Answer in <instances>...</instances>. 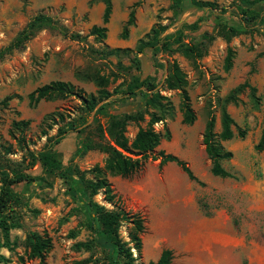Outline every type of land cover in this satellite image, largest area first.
Returning a JSON list of instances; mask_svg holds the SVG:
<instances>
[{"label": "rangeland", "instance_id": "374dc122", "mask_svg": "<svg viewBox=\"0 0 264 264\" xmlns=\"http://www.w3.org/2000/svg\"><path fill=\"white\" fill-rule=\"evenodd\" d=\"M199 1H209L213 8H185L174 0H110L104 23L100 0H0V100L6 98V105H0V161L40 176L11 188L16 197L12 215L19 226L8 231L13 248L0 246L6 258L0 264H20L18 256L24 261L21 264H39L27 258L24 238L29 230L50 237L44 264H72L90 254L71 246L92 235L86 227L91 221L86 196L74 172L92 177L88 170L102 167L105 153L96 148L84 150L82 141L94 127L103 129L111 115L142 114V119L126 121L128 141L139 127L146 126L148 112L156 110L140 96L144 84L128 93L129 87L143 79L168 105L164 118L152 125L160 134L154 152L163 150L183 159L199 182L189 179L173 162L158 168V160L148 158L128 175L106 173L113 199L105 201L99 191L93 200L143 216L138 260L144 263L155 259L156 250L169 249L168 264H264V142L261 149L255 148L264 115V3ZM235 7L248 11L242 16ZM37 13L48 16L52 26L36 30L18 47H11L14 37ZM239 22L247 25L246 32L228 40L219 34L222 24ZM153 24L166 25L164 34L173 37L181 28L183 42L197 45L201 55L184 56L173 44L155 54L148 48L135 54L137 39ZM92 25L105 27L104 36L90 34ZM228 51L231 64L226 69ZM171 62L185 74L183 89L195 115L191 124L181 120L180 90L166 89L164 84ZM51 81L70 83L72 93L28 101L29 92ZM243 81L254 92L245 87L224 102ZM77 95H93L94 108L87 112ZM222 104L234 121L233 136L221 141L231 152L229 158L219 160L231 174L223 177L210 172L201 142L208 116H213V131H219ZM16 120L27 121L21 147L10 135H17L11 125ZM41 128H46L44 134ZM58 130L65 132L55 143ZM40 151L53 153L60 162L57 172H40L37 164L28 168V152ZM70 230L74 237H69ZM119 233L127 240L126 225L119 227ZM154 244L157 247L151 252ZM91 255L92 264H120L105 260L100 250Z\"/></svg>", "mask_w": 264, "mask_h": 264}, {"label": "trees", "instance_id": "16d2710c", "mask_svg": "<svg viewBox=\"0 0 264 264\" xmlns=\"http://www.w3.org/2000/svg\"><path fill=\"white\" fill-rule=\"evenodd\" d=\"M103 3L102 21L105 23L108 19L111 3L110 0H100ZM248 5L255 3H264V0H243ZM183 3L185 8H213V4L209 1L199 0H174V4ZM183 7V8H184ZM235 10L240 15H244L248 9L242 7H235ZM258 21H261L258 17ZM264 22V20H262ZM45 26H52L51 19L41 13L33 15L25 24V26L18 32V34L11 41V47H18L24 40L28 39L36 30ZM245 23L235 24H222L219 29V34L228 40L230 36L246 32ZM167 26L161 24H153L144 35L137 39L134 46V53H142L144 49L148 48L153 54L167 50L168 46L174 45V49L181 52L184 56L194 58L201 55L200 50L195 44H187L183 42L181 35V28L177 29L176 37L170 34H164ZM105 27L92 25L89 33L95 36H104ZM119 48H114L112 51H119ZM264 55V51L261 53ZM1 55V51H0ZM231 64V52L228 51L224 57V66L227 69ZM145 79L138 81L132 87L128 88V93H132L134 89L139 88L144 84L143 88L139 91L140 96L143 97L145 105L151 107L154 111L148 112V120L145 127H139L133 138L128 141L125 132V124L129 119H142V114H125L123 116H109L106 121L105 127L102 129L100 126L94 127V131L86 134L82 141V148L84 150L96 148L105 153V158L102 167L97 165L90 168L92 177L87 178L84 171L75 170L74 175L82 186V190L86 196V206L89 208L91 221L87 223L86 227L92 234L89 238L84 240H77L72 243V248L76 251L90 252L86 258L74 261L72 264H84L89 262L92 264L91 252L100 250L103 253L105 260L109 262H120V264H168L172 257L169 249L160 251L159 256L155 261H148L144 263L139 259L141 254V238L140 235L144 231V218L138 212L125 210L122 207L106 208L102 204L93 200V196L99 191L103 195V199L111 202L113 194L110 185L105 176L106 173L111 175H128L139 169L145 161L150 158L151 160H158L157 166L160 168L167 162L175 163L181 171L191 180L197 181V178L191 172L187 163L177 157L176 155L163 150L154 152L160 140V134L152 127L153 123L162 120L168 110L167 103L161 102L164 99L157 91L154 90L152 84H147ZM186 79L185 74L181 71L175 62H171L167 69V74L164 79L166 89H179L182 95L180 104L181 120L185 124H191L195 115L188 103V97L183 89ZM248 87L250 92H254L255 88L250 86L246 81H243L234 86L228 95L224 98L226 100H233L234 94ZM73 86L68 82L51 81L34 88L27 94L29 102H37L40 99H56L66 94H71ZM87 112H90L97 100L93 95L82 97L77 95ZM0 105H6V98L0 100ZM99 108L96 109L99 110ZM213 116H208L205 121L204 128L201 134V142L204 151L210 160V172L218 176H231L229 172L222 168L219 163L221 159H227L231 156V152L224 149L221 141L230 139L233 136L232 126L234 121L229 113L226 111L224 104L221 105L219 113V131H213ZM262 126L257 143L256 149H261L264 142V115L262 117ZM26 120L12 121V127L17 131V135L11 132L10 135L15 141V145L21 147L23 138V128L26 126ZM48 128V127H47ZM84 128H78L77 132L82 131ZM46 128H41L44 134ZM64 130H58L55 134L53 142L57 143L62 137ZM89 132V131H88ZM242 136V133L239 134ZM30 158V167L34 164L39 166L40 172H57L60 168V162L54 157L50 151L28 152ZM25 170V171H24ZM63 176V173H59ZM39 175H31L27 169H20L13 167L7 162L0 161V231L2 234V242L0 246L11 250L14 242L10 241L8 231L12 227L19 226V222L15 215H12L14 209L11 207L15 200L12 186L16 183H31L39 180ZM126 225V237L123 239L119 233V227ZM69 237H74V231H69ZM24 243L28 249L27 258L37 259L39 264H44L46 252L51 246L50 237L45 233H39L34 230H29L25 234ZM135 256H133V251ZM0 260L5 261L6 258L0 254ZM18 260L23 263L21 256Z\"/></svg>", "mask_w": 264, "mask_h": 264}, {"label": "crops", "instance_id": "0c3cea01", "mask_svg": "<svg viewBox=\"0 0 264 264\" xmlns=\"http://www.w3.org/2000/svg\"><path fill=\"white\" fill-rule=\"evenodd\" d=\"M194 233H196V230H194ZM156 247H157V246H156L155 244L152 245V250H151V252H153V250H154ZM159 253H160V251L156 250V252L153 254L154 257H155V259H154L153 261H155V260L157 259V257L159 256Z\"/></svg>", "mask_w": 264, "mask_h": 264}]
</instances>
